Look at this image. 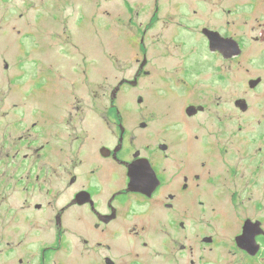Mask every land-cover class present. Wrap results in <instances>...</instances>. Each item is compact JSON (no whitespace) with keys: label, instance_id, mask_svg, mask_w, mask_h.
Listing matches in <instances>:
<instances>
[{"label":"flooded vegetation","instance_id":"flooded-vegetation-1","mask_svg":"<svg viewBox=\"0 0 264 264\" xmlns=\"http://www.w3.org/2000/svg\"><path fill=\"white\" fill-rule=\"evenodd\" d=\"M107 1L0 0V264H263L264 0Z\"/></svg>","mask_w":264,"mask_h":264},{"label":"rangeland","instance_id":"rangeland-1","mask_svg":"<svg viewBox=\"0 0 264 264\" xmlns=\"http://www.w3.org/2000/svg\"><path fill=\"white\" fill-rule=\"evenodd\" d=\"M112 4H116L113 3V1H107V0H102V11L104 10H111L112 9ZM4 14H2V12H0V20L2 18ZM103 17V23L105 21L107 22H111V18L108 15H105L104 13L102 14ZM13 21V20H12ZM1 23V22H0ZM5 33V29H0V51H3L6 46H7V40L10 39V41L12 42H16L17 38L14 37H10L9 35L4 34ZM25 45L29 46L30 42L26 41ZM8 56L7 53L4 52V54L0 53V62L3 61V58L6 59V57ZM10 56V54H9ZM29 60V57L26 59V61ZM107 61L108 59L107 57L103 56L102 54V63L104 64V62ZM1 64H0V74L2 73V69H1ZM214 218H215V223H214V229L217 230L218 234H219V238L223 241L229 234L230 228L228 226H222V222H220V220H218V218L216 217V214H214ZM213 229V230H214ZM210 232V231H209ZM134 244V243H133ZM158 247H154V253L157 252ZM227 249L223 248V246H221L216 252L213 253H203L198 251L197 252V257H201L203 256L205 259L203 261L202 264H227L226 261L222 258L224 253H226ZM150 253V252H149ZM197 259V258H196ZM159 259L150 260L149 264H160L158 261ZM57 259H55V264H56ZM62 263L61 264H81V260L76 257L74 259L68 258L67 256H63L61 258ZM264 264V263H263Z\"/></svg>","mask_w":264,"mask_h":264},{"label":"water","instance_id":"water-1","mask_svg":"<svg viewBox=\"0 0 264 264\" xmlns=\"http://www.w3.org/2000/svg\"><path fill=\"white\" fill-rule=\"evenodd\" d=\"M262 233H263V231H262Z\"/></svg>","mask_w":264,"mask_h":264}]
</instances>
